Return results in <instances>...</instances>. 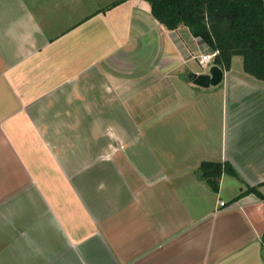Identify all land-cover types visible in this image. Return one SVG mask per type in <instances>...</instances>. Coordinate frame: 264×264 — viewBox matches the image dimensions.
<instances>
[{"label": "crops", "instance_id": "1", "mask_svg": "<svg viewBox=\"0 0 264 264\" xmlns=\"http://www.w3.org/2000/svg\"><path fill=\"white\" fill-rule=\"evenodd\" d=\"M35 7L0 0L3 109L20 101L12 114L31 116L24 99H38L44 117L28 124L43 170L24 174L0 264H264V203H231L264 196V82L233 57L219 86H193L206 47L142 0L61 31ZM203 163L238 178L223 173L213 192Z\"/></svg>", "mask_w": 264, "mask_h": 264}, {"label": "trees", "instance_id": "2", "mask_svg": "<svg viewBox=\"0 0 264 264\" xmlns=\"http://www.w3.org/2000/svg\"><path fill=\"white\" fill-rule=\"evenodd\" d=\"M129 0H115L100 12ZM151 16L168 31L187 28L192 37L206 47L208 54L217 52L212 65L224 71L233 57H241L244 73L264 82V3L262 0H142ZM213 192L218 191L223 173L238 178L228 164L203 163L199 169ZM253 194L264 203V196L248 188L231 201Z\"/></svg>", "mask_w": 264, "mask_h": 264}, {"label": "rangeland", "instance_id": "3", "mask_svg": "<svg viewBox=\"0 0 264 264\" xmlns=\"http://www.w3.org/2000/svg\"><path fill=\"white\" fill-rule=\"evenodd\" d=\"M30 1H33L35 8L39 5L45 8L49 23L51 22V25L54 24L56 29L61 31L63 26H69L77 22L81 17H86L98 10V8H105L115 0ZM262 1L264 3V0ZM207 53L206 50L205 54ZM238 60L240 61L241 57H238ZM235 65H237V62ZM3 79L5 81L8 80L7 73H0V83ZM3 91L1 95L5 96L8 91L5 89ZM8 97L11 98V96ZM42 101L24 99L25 104L26 102L28 105L30 102L34 103L33 110H29L31 113V116H29L27 111L24 110L21 111L20 115H16L21 110L20 101L12 100L11 102H14L15 104H13L16 106H13V108L11 106V109L7 112L8 109H3L5 106L3 107L2 100H0V186L5 188L4 191L1 190L0 194V239H11L14 234L13 227L11 228V220L15 219V215L20 218V221L23 218L24 194L21 193V188L31 183L29 179L25 183L24 174L36 170L34 174L40 175V171L43 170V166L40 164L43 162L40 156L41 149L38 147V141L40 140L38 136L40 133L31 130L28 125L29 123H35L38 127H41V124L43 125L44 117L38 116ZM6 103L10 102L6 101ZM15 112L16 114H12ZM49 138V141L55 139L52 135ZM56 152L58 156H62V152L59 149ZM44 154L42 155L44 156ZM52 155H55V152L52 151ZM15 192L17 195L13 196L12 194ZM11 205L17 206L18 213H13Z\"/></svg>", "mask_w": 264, "mask_h": 264}, {"label": "water", "instance_id": "4", "mask_svg": "<svg viewBox=\"0 0 264 264\" xmlns=\"http://www.w3.org/2000/svg\"><path fill=\"white\" fill-rule=\"evenodd\" d=\"M224 71L218 66L211 65L203 74L188 73V81L201 89L215 88L223 82ZM200 177V175H198Z\"/></svg>", "mask_w": 264, "mask_h": 264}, {"label": "built area", "instance_id": "5", "mask_svg": "<svg viewBox=\"0 0 264 264\" xmlns=\"http://www.w3.org/2000/svg\"><path fill=\"white\" fill-rule=\"evenodd\" d=\"M216 55H217V52L201 55L199 64L202 66V68L208 69L209 66L212 65V61ZM220 205L221 207L225 206L224 203H221Z\"/></svg>", "mask_w": 264, "mask_h": 264}]
</instances>
